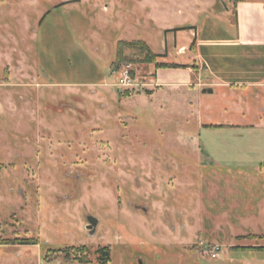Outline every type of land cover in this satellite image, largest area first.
Segmentation results:
<instances>
[{
    "label": "rangeland",
    "instance_id": "obj_1",
    "mask_svg": "<svg viewBox=\"0 0 264 264\" xmlns=\"http://www.w3.org/2000/svg\"><path fill=\"white\" fill-rule=\"evenodd\" d=\"M231 9L230 0H0V238L38 241L0 245V264H81L62 252L80 245L91 264L105 245L109 264H264V238L249 237H264V90L199 87L196 73L195 86L153 84L154 70L169 68L157 65L189 54L174 47L189 29H167L196 33L205 15ZM47 11L43 25L61 38L56 78L83 79L97 63L103 84H56L38 70ZM133 40L160 55L148 64L125 50L119 68L130 63L146 83L125 89L111 63L117 41ZM86 216L97 219L93 234Z\"/></svg>",
    "mask_w": 264,
    "mask_h": 264
},
{
    "label": "crops",
    "instance_id": "obj_2",
    "mask_svg": "<svg viewBox=\"0 0 264 264\" xmlns=\"http://www.w3.org/2000/svg\"><path fill=\"white\" fill-rule=\"evenodd\" d=\"M50 14L52 12L45 16L38 29L40 30L37 38L38 70L43 69L50 73L56 79L54 82L56 84L74 86L103 84L104 71L97 63H94L93 69L84 73L86 77L83 79L56 78L57 59L54 58L57 56L52 48L58 47L61 38L60 33L58 35L56 33L58 25L51 26L52 30L50 27L47 28L49 24L43 25ZM221 14L223 16L205 15L198 24L196 33L189 29L187 31L189 37L186 35L185 42L174 41L177 55L189 54L184 62L171 63L178 67L155 69L154 83L152 82L154 85L195 86L190 77L196 73L201 77L200 82L196 84L199 87L206 84L221 90L235 88L251 92L264 90V1H239L236 4L234 19L226 15L227 11ZM191 37L194 43L190 46L193 40Z\"/></svg>",
    "mask_w": 264,
    "mask_h": 264
},
{
    "label": "trees",
    "instance_id": "obj_3",
    "mask_svg": "<svg viewBox=\"0 0 264 264\" xmlns=\"http://www.w3.org/2000/svg\"><path fill=\"white\" fill-rule=\"evenodd\" d=\"M232 2V9L230 13V18L234 19L236 14V4L241 0H230ZM64 4V3H63ZM49 11H47L44 16ZM43 16V17H44ZM43 17L40 21H42ZM184 29H191L190 26H178L173 29H167L166 31H176V30H184ZM194 39L192 40L191 45H193ZM125 50L132 51L133 54H135L140 60V62L143 63H156L155 60L159 57L160 54H155L151 51L149 46L141 40H133V41H117L115 46V58L111 63V67H116L114 70L117 71L119 68V65L123 61L130 60L129 54L125 52ZM157 67H178L173 64H162V66L157 65ZM128 90H126L124 93L125 95L128 94ZM251 238H264L257 237L254 235L249 236ZM38 244V241L36 239H28V238H13V239H5L0 238V245H36ZM264 247H259L257 249H263ZM256 249V248H253ZM62 252L65 253V255L70 256V259L72 261H76L81 264H91L92 260L88 257L89 250L85 245L80 246H70L65 247L62 249ZM94 262L95 264H109L111 260V246L105 245V246H98L94 252Z\"/></svg>",
    "mask_w": 264,
    "mask_h": 264
},
{
    "label": "built area",
    "instance_id": "obj_4",
    "mask_svg": "<svg viewBox=\"0 0 264 264\" xmlns=\"http://www.w3.org/2000/svg\"><path fill=\"white\" fill-rule=\"evenodd\" d=\"M116 85L125 89L138 88L141 85H146L144 82H140L132 73V66L130 63H124L118 69V77ZM219 246H215L210 252V257L216 258L219 256Z\"/></svg>",
    "mask_w": 264,
    "mask_h": 264
},
{
    "label": "water",
    "instance_id": "obj_5",
    "mask_svg": "<svg viewBox=\"0 0 264 264\" xmlns=\"http://www.w3.org/2000/svg\"><path fill=\"white\" fill-rule=\"evenodd\" d=\"M203 92L212 93L213 90L211 88H206V89H203ZM87 221L89 224L86 226V228L88 229H92L97 223V220L93 218L92 216H88Z\"/></svg>",
    "mask_w": 264,
    "mask_h": 264
},
{
    "label": "flooded vegetation",
    "instance_id": "obj_6",
    "mask_svg": "<svg viewBox=\"0 0 264 264\" xmlns=\"http://www.w3.org/2000/svg\"><path fill=\"white\" fill-rule=\"evenodd\" d=\"M87 217L88 216H86V220H87ZM93 217V216H92ZM94 218V217H93ZM96 219V218H95ZM97 220V219H96ZM89 223H88V221H87V224H86V226L88 225ZM96 225H97V223H96ZM96 225L92 228V229H88V231L91 233V234H93V232L95 231V227H96Z\"/></svg>",
    "mask_w": 264,
    "mask_h": 264
}]
</instances>
